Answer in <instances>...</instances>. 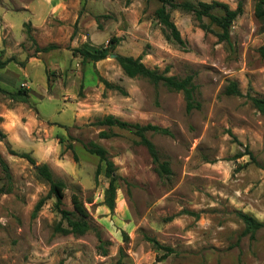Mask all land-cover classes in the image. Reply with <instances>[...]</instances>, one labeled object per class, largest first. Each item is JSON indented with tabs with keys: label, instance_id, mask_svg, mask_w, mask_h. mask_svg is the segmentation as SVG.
I'll use <instances>...</instances> for the list:
<instances>
[{
	"label": "rangeland",
	"instance_id": "obj_1",
	"mask_svg": "<svg viewBox=\"0 0 264 264\" xmlns=\"http://www.w3.org/2000/svg\"><path fill=\"white\" fill-rule=\"evenodd\" d=\"M174 1L231 9L241 2L244 12L228 44L207 18L205 31L192 14L172 10L184 49L166 40L158 0H0V62L12 59L0 68V88L28 96L21 103L0 91V157L11 173L0 165V264H264V227L246 232L240 216L264 224V114L250 100L264 98V21L255 17L256 0ZM112 37L119 41L101 61L73 53ZM111 54L193 76L200 109L187 113L181 92L127 77ZM232 81L241 95L225 93ZM108 115L168 128L170 136H145L170 173L159 175L132 131L97 125ZM89 143L107 151L120 176L113 211L104 204L105 163L96 179L100 161ZM16 153L50 167L65 183L63 208L73 212L77 196L91 231L61 233L67 221L54 198L34 215L49 184Z\"/></svg>",
	"mask_w": 264,
	"mask_h": 264
},
{
	"label": "trees",
	"instance_id": "obj_2",
	"mask_svg": "<svg viewBox=\"0 0 264 264\" xmlns=\"http://www.w3.org/2000/svg\"><path fill=\"white\" fill-rule=\"evenodd\" d=\"M160 6L155 11V16L158 22L163 26L165 38L168 41L174 42L182 48H186V42L182 38L180 31L177 26L171 19L172 10H181L186 13H190L194 16V19L200 24V28L205 31H208L209 27L203 23V19L207 18L210 24H213L219 28V32L215 33L220 42H226L230 44V29L235 22V20L241 16L244 12L243 4L238 3L235 9H231L227 4L214 1L211 3L207 2H198L194 4L189 1L175 2L174 0H158ZM221 9L223 14H215V9ZM254 14L255 17L264 21V0H256L254 4ZM28 37L33 40L30 32H28ZM119 38L112 37L108 41V45L104 47H93L90 45H85L82 48H77L73 51L75 55H78L82 58L84 63L86 62H98L101 61L110 54V50L114 49ZM54 46H46L44 48L36 47L38 52H48ZM259 53L264 57V45L259 48ZM115 60L118 65L124 72V74L129 78H144L152 82L155 85L162 84L170 91L181 92L184 96L186 102V112L191 113L193 110H198L201 107V104L197 101L195 93L197 86L194 84V77L189 75L184 78H178L176 76L167 75L166 72H160L158 69H152L146 66L142 61V56L133 57L116 54ZM12 59L5 60L0 62V68L6 67ZM102 79V78H101ZM102 82L107 88H113L114 86L107 80L102 79ZM0 91L7 94L12 100L17 102H28V96L26 93L20 91L11 93L0 88ZM227 95H241L236 82H230L226 88ZM250 100L253 106L264 114V98L251 97ZM99 126H108V127H118L120 129L129 130L135 133L140 137L141 143L146 147L150 156L152 157L153 162L157 165V172L160 176H164L170 173L169 167L166 162H161L159 152L156 146L146 138L145 133L153 132L162 135H171V132L168 128H163L157 125L147 124L140 125L137 123H130L123 121L113 115L105 116L97 121ZM1 134V132H0ZM102 137L107 136L105 132H101ZM86 149L96 156H98L100 164L96 170V179L101 173L102 163H105V176L109 179V185L105 191V200L104 204L110 209L114 210L115 208V199L117 191V182L120 179L119 174H117L116 166L114 162L107 155V151L95 144L89 143L86 145ZM21 158L26 159L35 169L36 174L46 181L49 184L48 194L41 198L34 208V215L42 208L46 200L54 198L55 199V209L58 213L61 214L62 218L67 221V228L58 227L59 231L63 234H73V235H84L87 232L91 231L92 226L87 221L90 217L87 209L85 208L83 202L77 197H72V202L74 206V211L69 212L63 208V199L65 197V183L62 180L55 179L52 170L47 164H37L35 159L28 153H16ZM0 165L2 166L5 176L10 179L11 173L8 167V164L3 158L0 157ZM72 215H78L79 219H72ZM242 220L246 224V232H254L262 227L264 224L259 222L255 218L247 215L240 214ZM101 241V238L99 237ZM103 243V242H102ZM102 243L100 245H102Z\"/></svg>",
	"mask_w": 264,
	"mask_h": 264
},
{
	"label": "water",
	"instance_id": "obj_3",
	"mask_svg": "<svg viewBox=\"0 0 264 264\" xmlns=\"http://www.w3.org/2000/svg\"><path fill=\"white\" fill-rule=\"evenodd\" d=\"M110 57H111V58H115V55H114V54H111Z\"/></svg>",
	"mask_w": 264,
	"mask_h": 264
}]
</instances>
